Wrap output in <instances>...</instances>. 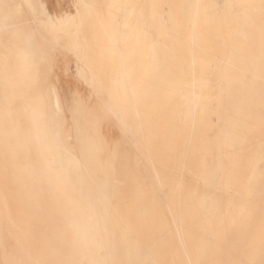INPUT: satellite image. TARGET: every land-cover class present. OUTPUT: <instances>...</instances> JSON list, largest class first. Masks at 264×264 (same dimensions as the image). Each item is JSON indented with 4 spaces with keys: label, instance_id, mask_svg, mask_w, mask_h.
Wrapping results in <instances>:
<instances>
[{
    "label": "bare ground",
    "instance_id": "1",
    "mask_svg": "<svg viewBox=\"0 0 264 264\" xmlns=\"http://www.w3.org/2000/svg\"><path fill=\"white\" fill-rule=\"evenodd\" d=\"M76 6L0 0V264H264V0Z\"/></svg>",
    "mask_w": 264,
    "mask_h": 264
},
{
    "label": "rangeland",
    "instance_id": "2",
    "mask_svg": "<svg viewBox=\"0 0 264 264\" xmlns=\"http://www.w3.org/2000/svg\"><path fill=\"white\" fill-rule=\"evenodd\" d=\"M46 6L47 13L51 16V18L59 17L62 19H69L72 21H77L79 17V11L76 6V0H43ZM221 1V0H218ZM154 32L152 31L151 34ZM68 64V72H65L66 63ZM58 68L56 71V75L59 77L61 81V92L63 97L65 98L64 102L67 108H69L74 101L72 97L75 94L80 95L83 99L89 102L91 105L96 104V99H88L91 97L90 89L81 81L78 80L74 63L75 58L73 56H63L59 57ZM77 91V92H76ZM69 112V111H68ZM68 124L72 126V117L71 114L67 113ZM104 132L109 136L112 141H117L122 138V133L119 127L116 125L115 121L112 118H109L106 125H104ZM129 150L132 148L130 144H128Z\"/></svg>",
    "mask_w": 264,
    "mask_h": 264
}]
</instances>
